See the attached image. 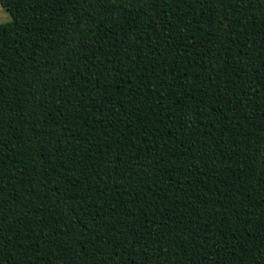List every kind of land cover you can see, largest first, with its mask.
I'll return each instance as SVG.
<instances>
[{"label":"trees","instance_id":"1","mask_svg":"<svg viewBox=\"0 0 264 264\" xmlns=\"http://www.w3.org/2000/svg\"><path fill=\"white\" fill-rule=\"evenodd\" d=\"M0 4V264H264V0Z\"/></svg>","mask_w":264,"mask_h":264},{"label":"rangeland","instance_id":"2","mask_svg":"<svg viewBox=\"0 0 264 264\" xmlns=\"http://www.w3.org/2000/svg\"><path fill=\"white\" fill-rule=\"evenodd\" d=\"M11 20L10 14L0 4V23H4Z\"/></svg>","mask_w":264,"mask_h":264}]
</instances>
